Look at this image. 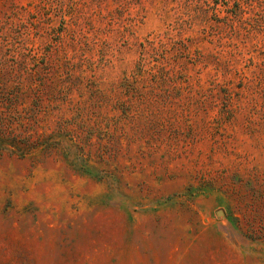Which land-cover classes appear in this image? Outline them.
I'll use <instances>...</instances> for the list:
<instances>
[{
	"label": "rangeland",
	"instance_id": "obj_1",
	"mask_svg": "<svg viewBox=\"0 0 264 264\" xmlns=\"http://www.w3.org/2000/svg\"><path fill=\"white\" fill-rule=\"evenodd\" d=\"M0 264H264V0H0Z\"/></svg>",
	"mask_w": 264,
	"mask_h": 264
},
{
	"label": "water",
	"instance_id": "obj_2",
	"mask_svg": "<svg viewBox=\"0 0 264 264\" xmlns=\"http://www.w3.org/2000/svg\"><path fill=\"white\" fill-rule=\"evenodd\" d=\"M218 214H220V213H218Z\"/></svg>",
	"mask_w": 264,
	"mask_h": 264
}]
</instances>
